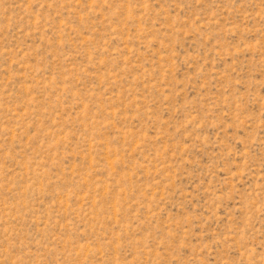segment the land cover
<instances>
[{"label": "rangeland", "instance_id": "rangeland-1", "mask_svg": "<svg viewBox=\"0 0 264 264\" xmlns=\"http://www.w3.org/2000/svg\"><path fill=\"white\" fill-rule=\"evenodd\" d=\"M0 264H264V0H0Z\"/></svg>", "mask_w": 264, "mask_h": 264}]
</instances>
